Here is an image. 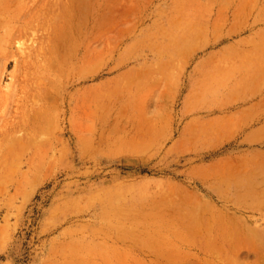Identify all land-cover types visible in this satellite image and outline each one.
Masks as SVG:
<instances>
[{"label":"rangeland","instance_id":"rangeland-1","mask_svg":"<svg viewBox=\"0 0 264 264\" xmlns=\"http://www.w3.org/2000/svg\"><path fill=\"white\" fill-rule=\"evenodd\" d=\"M7 1L0 264H264V0Z\"/></svg>","mask_w":264,"mask_h":264},{"label":"bare ground","instance_id":"bare-ground-1","mask_svg":"<svg viewBox=\"0 0 264 264\" xmlns=\"http://www.w3.org/2000/svg\"><path fill=\"white\" fill-rule=\"evenodd\" d=\"M60 4H62V3L61 2L58 3V5H60ZM62 5H64V6L66 5L65 6L66 12L69 13V17H73L75 14V11L77 10V7H78V0H67ZM62 5L58 6L59 9L54 7V10L56 12L55 17L64 16L66 14V12L61 9ZM11 8H12V4L10 3V1H7L6 5H2V4L0 5V25L3 24L4 22H6L8 18H10L9 13H10ZM62 25H64V29H65V25H67L66 20L64 23L61 24V26H59L55 30V33H54L55 36L52 37L53 41L51 42V45H50L51 47L49 48L51 57L52 56L54 57L53 65H55V66H58L59 64H61V61L59 60L58 56H60L59 44L61 46V42H59V36H60ZM71 28H73V24L71 25ZM72 30H74V28ZM18 45H19V48L23 51V47H22L23 44H18ZM76 45H77V41H75V36H74V38L72 40V47H75ZM46 93L48 94V92H46ZM50 97H51V95H50ZM50 97L48 96V98H50ZM148 233H149V231H148Z\"/></svg>","mask_w":264,"mask_h":264}]
</instances>
